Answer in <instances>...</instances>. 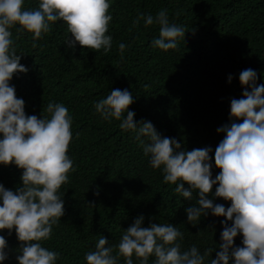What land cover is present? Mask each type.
Returning <instances> with one entry per match:
<instances>
[{"label":"trees","instance_id":"obj_1","mask_svg":"<svg viewBox=\"0 0 264 264\" xmlns=\"http://www.w3.org/2000/svg\"><path fill=\"white\" fill-rule=\"evenodd\" d=\"M109 2L113 19L106 35L113 40L107 53L78 43L69 47L66 40L71 33L62 20L50 22L51 31L35 42V48L32 33L17 31L18 23L10 29L17 54L24 55L20 62L28 69L14 74L10 85L25 101L26 114L50 118L45 109L55 102L63 103L72 117L68 155L75 171L69 172L68 182L58 190L65 214L53 226L51 238L40 243L61 254L56 264H87L85 256L95 250L101 235L110 246H118L125 230L143 215L145 227L151 223L177 227L183 233L181 251L193 245L201 254L214 249L205 260L210 264L220 251L221 222L226 217L209 211L196 226L188 223L186 209L196 205L198 194L189 200L176 193V185L164 182L162 169L150 166V156H145L135 133L122 130L115 118L104 120L94 105L113 89H128L134 100L129 110L135 112L138 126L140 121L151 122L163 137L180 141L182 150L212 148L214 179L221 171L215 166V149L225 136L217 129L233 122L231 99L242 98L244 91L239 74L251 68L258 74L257 84H264V0ZM39 3L24 0V9L35 10ZM161 9L166 10L170 23L186 29L176 49L153 46L159 25L133 24L139 13L155 16ZM120 43L128 46L123 57ZM23 171L14 163L0 164V184L15 191L22 186ZM217 187L213 186L208 198L230 207L231 201L214 196ZM0 235L7 240L8 253L0 264H19L21 242L15 229L11 235L8 229L0 230ZM242 241L241 233L235 246L242 247ZM113 255L118 264H126L118 248ZM132 259L133 264H140L135 254ZM155 259L150 256L148 264Z\"/></svg>","mask_w":264,"mask_h":264},{"label":"clouds","instance_id":"obj_2","mask_svg":"<svg viewBox=\"0 0 264 264\" xmlns=\"http://www.w3.org/2000/svg\"><path fill=\"white\" fill-rule=\"evenodd\" d=\"M110 7L109 0H40L37 9L25 10L24 0H0V164L14 163L24 170L22 186L15 191L0 184V230L8 229L11 235L15 229L21 242L19 264H56L60 258L59 252L43 247L40 241L51 238L53 226L65 214V202L58 190L75 168L68 155L73 138L68 108L49 102L45 110L50 118L27 115L25 101L10 85L14 74L28 71L20 62L24 55L17 54L10 29L18 23L21 28L17 31L32 33L35 48V42L51 31L50 22L62 20L71 33L66 40L69 47L75 48L78 43L96 51L103 48L107 53L113 40L106 35L113 19ZM141 21L145 27L159 25V38L152 41L156 48L176 49L178 41L185 39L186 29L170 23L164 9L155 16L139 13L134 26ZM127 47L119 44L122 57ZM228 80L230 83L231 75ZM239 80L244 91L242 98L231 99L233 122L217 129L225 136L215 149V166L221 171L214 179L209 155L212 148L182 150L180 141L163 137L151 122L140 121L138 126L135 112L129 110L134 100L128 89H113L94 105L104 120L115 118L122 130L135 133L145 156H150V166L162 169L164 182L176 185V193L189 200L198 194L196 205L186 209L188 223L196 226L209 211L226 217L221 222L220 251L210 264H230L233 259L234 264H264V84H257L258 74L251 68L241 71ZM217 184L214 196L231 201L230 207L208 198ZM144 220L143 215L136 218L118 246H110L101 235L95 250L85 256L87 264H118V257L113 255L117 248L126 264H133V254L140 264H148L153 255L154 264H205L214 251L209 248L201 254L195 245L181 251L183 233L177 227L161 223L145 227ZM241 233L243 246H235V238ZM6 247L7 240L0 235V262L8 258Z\"/></svg>","mask_w":264,"mask_h":264}]
</instances>
